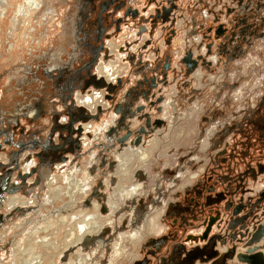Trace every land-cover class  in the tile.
I'll use <instances>...</instances> for the list:
<instances>
[{
    "label": "rangeland",
    "instance_id": "1",
    "mask_svg": "<svg viewBox=\"0 0 264 264\" xmlns=\"http://www.w3.org/2000/svg\"><path fill=\"white\" fill-rule=\"evenodd\" d=\"M72 1L0 0V116L6 122L4 125L20 124L23 120L22 125L32 128L37 121L28 124L27 115L31 109L35 110L38 105H41V110L45 109L49 75L46 77L43 72H51V69L65 63L77 40ZM118 36L112 38L113 43L119 42ZM75 63L78 61L72 64ZM217 67L212 73L214 84L210 97L203 98L207 103L206 112L202 114L204 120H199L201 126H197L196 139L189 149L172 152L160 160L159 156L152 155L153 162L152 156L145 157L143 153L121 149L107 154L103 166L96 156H84L88 160L84 162L86 166L78 180L62 177L42 181L38 194L31 192L40 186V182L35 184L40 179L34 175L35 179L27 183L22 194L34 205L20 204L19 192L0 209V214L5 215L11 212L13 205L21 210L31 208L25 213L14 212L0 225V264H133L147 251L143 247L147 238L172 231L160 203L170 204L178 194H186L211 165L220 164L224 156L222 150H226L227 155L242 140V134H229L227 130L245 122V105H253L257 92L261 91V87L253 89V86H256V75L264 73V41L256 40L245 47L240 61L231 65L228 72L220 74V66ZM107 69L101 70L99 66V73L112 70ZM93 93L94 96L96 93ZM110 113L104 114L108 116ZM35 114H38L37 109ZM17 115L20 116L15 120ZM3 124L0 130H3ZM86 132L89 135L90 132ZM102 134V131L97 133L103 138ZM20 136H15L14 141ZM160 149L154 151L155 155L161 153ZM253 156L256 160V154ZM55 159L53 164L57 161ZM110 162H113L111 168L108 166ZM200 166L201 174L198 171ZM235 166L241 168L239 163ZM192 174H195L193 178ZM99 182L103 184L98 192L105 196L109 208L107 214H101L99 207H95L99 202L93 196V189ZM255 182H249L247 187L260 186V190H264L263 183L255 185ZM248 198H243V204L248 202L251 205L259 195ZM260 204L261 208L253 210L254 217L246 220L242 228L250 229L263 220L264 202ZM248 211L246 207L244 212ZM197 229L189 227L184 234L177 228L178 240L185 239L188 233L196 234ZM239 229L229 230L228 235L219 231L227 238L225 242L228 244L220 245L217 240L216 250L221 252L231 243L241 249L242 244L229 240L230 234L238 233ZM205 262L203 260L201 264ZM151 264H155L154 260Z\"/></svg>",
    "mask_w": 264,
    "mask_h": 264
},
{
    "label": "water",
    "instance_id": "2",
    "mask_svg": "<svg viewBox=\"0 0 264 264\" xmlns=\"http://www.w3.org/2000/svg\"><path fill=\"white\" fill-rule=\"evenodd\" d=\"M177 1L178 0H166V6L153 4V12L149 19L146 20L145 16L140 17L137 22L138 24L134 29L131 28V21L129 20L137 19L138 12L130 6L125 8L120 18L111 22L109 28H102L101 14L103 13L105 6H101L95 20L97 28H99V32L97 31L98 39L95 40L97 46L91 50L90 60L83 66L79 67L75 74L83 75L78 78L79 82H84V86L80 89V91L84 93V91L88 88H92V90L96 93L94 96L97 97H100L98 92L102 91L104 92L102 99L104 103L102 106H96L95 113L91 114L83 106L75 105L76 95L73 91L67 89L68 95L65 100L68 104L65 105L66 112L75 109L81 114V116L74 118L69 115L68 122L65 124H59L56 119L52 121L53 126L48 133L44 145L41 146V149L60 154L56 163L68 162L69 160L65 156L66 154L74 156L72 160L73 162H76L78 158H82L84 156L93 157L91 155V150L83 148V145L79 140L82 137L84 127L81 124H78V122L86 123L90 120H97L100 115L110 111L116 118H114L111 124L102 131L103 139L106 143L97 144L98 149H103L101 152L96 154L95 157L96 160H100L101 166L105 164L106 155L113 153L114 144H118L124 148L128 146L137 148L142 145L144 137L149 136L154 133L155 130L160 129L165 125L164 120L161 118L153 119L151 113L152 110H155V112L159 115L162 112V108L159 105L164 102L162 89L168 86V74L171 72L172 74H175L174 76H176L178 65L185 67L186 76L192 74L197 69L199 62L203 65L207 64L210 66L211 63L207 60V58L211 55L214 45L215 48L221 49L233 43V40L227 41V45L225 43H221V41H223L221 35L225 30L223 29V24H218L217 28L213 31L212 43L210 42L205 46H200V40L196 43L198 49L197 52H199L197 56L193 57V53L191 51L182 54L180 52L181 40L179 42H175L178 35L181 37L184 35V30L181 26L182 23L179 21L180 19L177 20L176 17V13H180L182 11V7L176 6ZM244 1L231 0V2L236 4V7L239 9H243L245 11L251 10V2L253 0ZM119 9L120 8L110 14H107L106 19L109 18V16H115ZM146 13L147 10H145L142 14L146 15ZM171 18L172 20H170ZM121 24H123L124 28H126L127 34L125 35L124 44H122L116 52L119 54H127L128 51L131 50V47L135 46V51L132 53V57L127 60V62L131 63V61L136 58L135 54H138L137 59L139 62L136 67L139 68L134 73V76H140V78L137 80H135V78L132 79L130 77L131 73H129L125 76V78H123V80L122 78H116L113 82H111L110 79L107 80V78L104 77L107 76L106 72H103L105 74L104 76L97 74L99 73L98 65L101 60H103L102 62H107L110 60V57H112V52H110L114 49L112 38H114V36L117 37L125 30L120 27ZM112 27L114 29L113 35H105V32L110 30ZM134 30L136 32H134ZM209 32H211V30H209L208 33ZM145 35L147 36V39L142 42L141 37H144ZM203 39L207 40L208 36H204ZM202 48H204L203 53L201 50ZM149 52L152 54L153 58H146L145 60H142V57L139 56L144 55L145 53L148 54ZM160 53L163 55V58L159 57ZM101 54H105L106 56H102V59L100 60ZM171 65H173V68H170ZM125 85H130V88L125 92H122ZM154 91L156 92L155 94L153 93ZM120 95L122 96V102L116 103L115 101L120 99ZM139 101H141L140 104L134 106V103H138ZM105 104H108L109 107H106ZM37 109L38 114L42 115L43 110H41V105H38ZM36 115L28 118V124H32L36 121ZM132 121H137L141 124L135 127L133 126L134 123ZM24 131L25 128L20 126L19 122H14L9 130V139L7 138L5 130H0V153L5 150V147L14 149L7 155L8 163H0V176H2L4 172H7L6 174H8L6 177L2 176L3 178L0 179L2 181L0 184V209L4 207L3 204L5 202L9 204V197H12L24 190V188L27 187V180H29L32 176L37 175L38 172V168L35 167L29 168L28 171H23V168L31 160V157L27 156L19 160L24 152L35 150V147H39L40 143L34 139L29 140L28 142L21 140L15 142L14 137L17 135L24 136ZM64 131L67 132L69 138L75 136L76 140L72 141L67 139L66 141L59 136L58 141L60 144L51 145L49 143L55 132L62 133ZM120 132H123V134L118 136ZM113 138L115 139V142L109 148L108 145L111 144ZM132 138L133 140H131ZM65 141L66 143H64ZM128 142L129 144H127ZM66 144L69 146L67 149L65 148ZM32 157L37 160L40 159L39 154H33ZM108 166L111 168L113 166V162H110ZM12 175H15L14 179L16 181L14 182L11 181ZM39 182L40 181L35 182V184H38ZM98 188H103L102 182H99L97 188L93 189V196L97 198L100 204L101 214H107L109 208L105 203V196L98 192ZM254 188L248 190L247 197H249L248 199L250 200L252 199V195H259V199L252 202L251 205H249L248 202L243 204L242 198V201L236 204V206H234L230 211L228 209V207L230 208V205L224 209L225 212L230 213L229 219L224 223L226 233H228L229 230H234V228L240 227L238 233L234 232L231 234V236L233 234H237V238L235 240L230 239V241H237V243L242 244L241 251H238L239 248L236 244L232 245L231 243L229 248H224L221 252L215 249L213 252L215 260L213 262H205L204 264H227V262H235L237 264H264V207L262 208L263 220L261 222H258L250 229L245 228L244 226V228H242V224L246 220L254 217L252 216L253 210H255V208H261L260 203L264 202V190H260L258 194L254 193ZM213 192L214 187L208 190L209 194H212ZM139 203L141 204L142 202L139 201ZM217 203L218 202L215 204ZM206 206L208 205L206 204ZM246 207L249 209L248 212H244ZM142 209L143 207L139 210L141 211ZM30 210L31 208L21 210L20 207L14 206L11 212L5 215L0 214V225L3 224L5 220L11 218L14 212L22 211L25 213ZM222 219L221 213L217 211L215 217L211 216L204 221L203 224H201V227L197 229L198 232L195 235L187 234L184 243L190 245H208L209 247H213L215 240L217 238H221V234L214 231L221 230V223L223 222ZM242 230H244V232H241ZM245 234L247 235V238L243 239Z\"/></svg>",
    "mask_w": 264,
    "mask_h": 264
},
{
    "label": "flooded vegetation",
    "instance_id": "3",
    "mask_svg": "<svg viewBox=\"0 0 264 264\" xmlns=\"http://www.w3.org/2000/svg\"><path fill=\"white\" fill-rule=\"evenodd\" d=\"M192 1L193 4L191 7H184L182 0L176 2V6L182 7V11L176 13L177 20L180 19L179 21H182L181 26L184 30V35L182 37L179 35L177 36L180 37L179 41L181 40L180 52L182 54L191 51L193 57L197 56L199 52H197L196 43H198L199 40L200 46H205L210 42L212 43L213 31L217 28L218 24H223V29L225 30L221 35L223 40L221 43L227 45V41L233 40L231 45H227L221 49L215 48L214 45L211 55L207 58L211 65H203L199 62L195 71L198 69H205L207 72L213 73L215 69H218L217 66H219L216 65V56L225 55L227 52V63H229L243 56L245 52V48L243 49L244 45L248 47L256 40L264 41V0H253L251 2L252 9L249 11L239 9L231 0ZM153 4L166 6V0L72 1V9H75V21L73 25L76 26L75 32L77 34L74 48L80 50L81 54H84L87 58L78 61L80 63L79 67L90 60V52L97 46L95 40L98 39L97 31L99 32V28H97L95 20L101 6H105L101 14L102 28H109L111 22L120 18L125 8L130 6L138 12L137 19L129 20L131 21V28L134 29L140 17L145 16L146 20L149 19L153 12ZM118 8L120 9L116 12L115 16H109V18L106 19L107 14L116 11ZM191 8L193 11L195 10L194 13L197 12V16L194 21L190 20L187 22L186 14ZM145 10H147L146 15L142 14ZM51 16H53V14H51ZM172 18L170 20H172ZM121 26L124 25L121 24L120 27ZM209 30H211V32L208 33ZM113 32L114 29L112 27L105 32V35H113ZM204 36H208L209 40L203 39ZM229 47H231L230 51L228 49ZM201 50L203 53L204 48ZM102 56L106 55L101 54L100 59H102ZM170 68H173V65H171ZM177 68L176 75H181L183 78L192 76L195 72L186 76L185 67L178 65ZM258 71H256V73ZM47 74L45 76L48 77L49 75L50 78V74ZM220 74H222V72H220ZM255 79L257 81L253 89L261 87V91L257 92L256 98L254 97L255 102H253V105H245L246 109L243 113L245 122L242 123L241 126L237 125L235 129L233 127L227 130L229 134H233L234 132H236V134H242V140L235 144L232 148L233 151L231 150L232 152L229 154L225 155L227 151L222 150L221 153L224 156L220 159V164L218 165V163H216L211 165V168L209 167L210 170L201 175L202 177L200 176L201 178L199 181L196 184L193 183L191 188L187 189L186 194L182 196L178 194L176 196L177 199L172 200L170 204H167L165 201L160 203L163 212L165 211V215H167V219L170 220L171 225H169L172 227V231L168 230L156 238H147L143 246L147 251L140 260L135 261L133 264H151L153 260L155 264H196L199 260L200 264L203 260H206V262H213L215 260L213 252L216 249L217 240L220 241V245L228 244V242H225L227 238H225L224 235H228L229 232L226 233L224 223L229 219L230 213L225 212L224 209L230 205V208L228 207L230 211L236 204L242 201V198L248 196L247 192L250 188L247 187V184L249 182L253 183V181H256L255 185L257 183L264 184V182L260 181L264 175V73L256 75ZM242 125L244 127L240 128ZM252 134L253 138L251 137ZM119 147L121 146L119 145ZM129 148H131V146ZM132 148L137 149L138 147L132 146ZM253 154H256V160H254ZM214 157L216 159L218 156ZM238 163L239 166H241L240 169H237V166H235ZM212 166L214 168H212ZM221 167H225V170ZM194 176L195 174H192L191 178ZM212 187H214V192L209 194L208 190ZM260 189V186L254 188V193L259 194ZM216 202L218 203L215 204ZM206 204L208 206H206ZM165 208L167 209L165 210ZM217 211L221 213V218H223L221 225L224 226H221L223 228H220V231L223 232L224 235L221 236L220 239L217 238L215 240L213 247H209L208 245H190L184 243L185 239H182L183 241L178 240L177 228L182 230L185 234L187 228L201 227V224L209 217H215ZM232 236L230 234L229 240ZM187 246H189V250H187ZM182 257L184 258L182 259Z\"/></svg>",
    "mask_w": 264,
    "mask_h": 264
},
{
    "label": "crops",
    "instance_id": "4",
    "mask_svg": "<svg viewBox=\"0 0 264 264\" xmlns=\"http://www.w3.org/2000/svg\"><path fill=\"white\" fill-rule=\"evenodd\" d=\"M182 4L184 7L186 6H192L193 1L192 0H182ZM195 10L191 8L190 11L187 12L186 18L188 21H194L197 12L194 13ZM182 22V21H181ZM122 29H125L119 36H118V43L114 42V49L110 52H112V57H110V60L107 62H101L98 66H100L101 70H108L107 68H111L109 73H107V76H104V73H98L105 78L107 77V80H115L116 78H125L126 75L130 74V77L132 79L135 78L137 80L140 78V76H134V73L138 70L139 67H136L138 64V54L136 55V58L131 61V63L127 62L132 57V53L135 51V46L131 47V50L128 51L127 54H119L116 52V50L124 44V39L126 33V28L124 26H121ZM130 28V27H129ZM130 30V29H129ZM135 31V30H134ZM179 38L177 37L175 42H179ZM147 39V36L141 37L142 42H144ZM245 48V45L243 46V49ZM229 51L231 50V47L228 48ZM228 51V52H229ZM227 54V52H226ZM226 54L222 56H216V65L220 66V72L225 73L228 72V69L233 65L236 61H240L241 57L227 63V56ZM142 57V60H145L146 58H153L152 54L149 52L148 54L145 53L144 55H139ZM160 58H163V55L161 53L159 54ZM87 59L86 56L81 55L80 50H76L73 48L71 52H69V58L65 61V63L59 65V67L55 69H51L48 71V74H51L49 81H47L49 85V92H48V101L44 103L45 109L43 110V114H35L34 108L31 109L30 114L27 115V117L37 116L36 117V124L30 128L25 125H22L23 120L20 121V126H23L25 128V134L24 136H20L19 140L28 142L29 140H37L39 141V147H35V150L33 151H26L23 153V155L19 158V160L23 159L24 157H31V160L25 165L23 168V171H28L29 168H38L37 176L39 177L40 186L34 187L31 192H35V194L39 193L41 191V188L43 186L42 181H52L57 179H62V177H66L68 180H78V177L80 176V173L85 168L86 162L88 159L86 157L78 158L76 162H73V157L70 154H66L65 156L68 158V162L66 163H55L53 164L54 158L55 160H58L60 154L50 152L48 150H42L41 146L44 145V142L46 141V138L48 136V133L50 129L52 128L53 124L52 121L56 119V121L59 124H65L68 122V116L71 115L74 118L80 117L81 114L75 110L72 109L69 112H66L65 105L68 104L66 102L65 98L68 95V90L73 91L76 95L75 97V105L76 106H83L86 110H88L91 114L95 113L96 106L103 105V95L104 92L100 91L98 92L100 94L99 100L95 98V96L92 95L94 92L92 88H88L87 90L83 92L80 91V89L84 86V82H79L78 78L83 75H77L75 74L76 71L79 68V62L72 64L75 61H81ZM140 60V59H139ZM71 62V63H70ZM215 65V66H216ZM214 66V67H215ZM47 72L44 71L43 75H46ZM168 86L166 88L162 89V94L164 96V102L163 104L159 105L162 108V112L159 115L155 112V110H152V118H161L165 122V126L161 129L155 130L154 133L150 134L149 136L145 137L143 140V143L141 146H139L137 149L135 148H121L118 144H114L115 149L113 151L117 152L119 150H126V151H136V153H143V155L146 157H150L152 155L159 156L158 159H162L168 154L177 153L183 150H187L190 147L193 146L194 141L196 139L197 135V126H201V123L199 120H204L202 118V114L206 112L204 109L207 103L205 102L206 98L210 97V91H212V86L214 84L213 82V76L212 73L207 72L205 69L201 70L198 69L193 73L192 76L189 78H183L181 75L172 74L171 72L168 74ZM69 84V85H68ZM130 88V85H125L122 92H125ZM91 92V93H90ZM95 93V92H94ZM93 93V94H94ZM156 93L155 91L153 92ZM157 96V94H156ZM207 96V97H206ZM212 96V92H211ZM120 99H117L115 102H122V96H119ZM205 97V100L203 98ZM141 101L138 103H134V106L140 104ZM47 104L50 105V107H47ZM182 108V109H180ZM155 109V108H154ZM38 110V109H37ZM149 111V110H148ZM33 112V113H32ZM20 115H17L15 120L19 118ZM110 116V118H108ZM3 117V116H2ZM116 118L113 113L111 112L110 115L107 116V114H102L99 116V119L97 120H90L86 123L78 122V124H81L84 127V131L82 133V137L79 139L81 141V144L83 145V148H90L91 155L96 156L99 152H101L103 149L97 147V144H105V140L102 138L101 135H97L99 131H103L104 128H106L108 125L111 124L112 120ZM202 118V119H201ZM14 120V119H13ZM0 121L2 124L5 122L3 118L0 116ZM134 123L133 126H139L141 123L137 121H132ZM6 123V122H5ZM0 124V126L2 125ZM14 123H7L3 124V130H5V133L7 135V138H10L9 130L11 129L12 125ZM9 125V128H8ZM167 127V129H166ZM199 128V127H198ZM9 129V130H8ZM90 132L89 135L86 132ZM4 133V134H5ZM95 134V135H94ZM123 132H120L118 136H121ZM59 136H61L64 140L67 141V139L75 141L76 137H70L67 135V132H55L53 138L49 142L51 145L60 144L58 141ZM17 140L16 142H18ZM133 140V138L131 139ZM66 141L64 143H66ZM112 142H115V139H112ZM63 143V144H64ZM129 144V142L127 143ZM73 145V144H72ZM109 146V145H108ZM74 147V145H73ZM66 149L69 148L68 144H66ZM161 148V149H160ZM4 153L0 154V163L7 164L8 158L7 155L14 150L13 148L5 147ZM160 149V154L155 155L154 151H158ZM84 150V149H83ZM33 154H39L40 159L33 158ZM153 158V156H152ZM166 158V157H165ZM87 159V160H86ZM95 159V158H94ZM154 161V158L152 162ZM91 162V160H90ZM200 174L202 173V166L198 169ZM7 172H4L2 176L6 177L8 174ZM0 176V179L3 178ZM15 175L11 176V181H16L14 179ZM35 179L34 176H32L29 180H27V183L32 182ZM262 181V179L260 180ZM263 182V181H262ZM2 181L0 180V184ZM49 185V184H48ZM50 191H52V188H48ZM25 189L21 191L18 197V201L22 205H34V202L30 201V198L22 197V194H24ZM12 197H9L8 199L11 200ZM39 201V200H38ZM6 203V202H5ZM9 203V202H8ZM17 203V202H16ZM7 204V203H6ZM8 205V204H7ZM15 206V205H13ZM12 206V207H13ZM189 246H187L188 248ZM189 250V248L187 249ZM184 257H182L183 259ZM200 264V260L196 263ZM208 264V263H207Z\"/></svg>",
    "mask_w": 264,
    "mask_h": 264
},
{
    "label": "bare ground",
    "instance_id": "5",
    "mask_svg": "<svg viewBox=\"0 0 264 264\" xmlns=\"http://www.w3.org/2000/svg\"><path fill=\"white\" fill-rule=\"evenodd\" d=\"M108 75V74H107ZM145 138V137H144ZM144 138H143V140H144ZM51 140V139H50ZM113 143L114 142H111V144L109 145V148L113 145ZM114 146V145H113ZM95 207H99V209H100V204H98V205H96ZM108 212H109V210H108ZM237 238V234H233V236L231 237V239L232 240H235ZM238 251H241V249H239ZM230 264H237V263H235V262H232V263H230Z\"/></svg>",
    "mask_w": 264,
    "mask_h": 264
}]
</instances>
